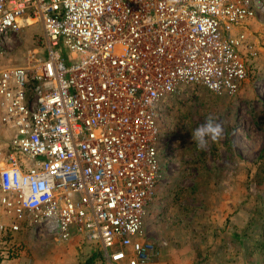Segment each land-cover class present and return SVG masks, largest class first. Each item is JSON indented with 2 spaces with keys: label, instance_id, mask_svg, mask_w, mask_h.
<instances>
[{
  "label": "built area",
  "instance_id": "2783aa9c",
  "mask_svg": "<svg viewBox=\"0 0 264 264\" xmlns=\"http://www.w3.org/2000/svg\"><path fill=\"white\" fill-rule=\"evenodd\" d=\"M263 18L264 0H0V56L28 22L44 52L0 67V264H18L23 234L152 262L164 101L180 84L234 93L257 53L244 28Z\"/></svg>",
  "mask_w": 264,
  "mask_h": 264
},
{
  "label": "rangeland",
  "instance_id": "374dc122",
  "mask_svg": "<svg viewBox=\"0 0 264 264\" xmlns=\"http://www.w3.org/2000/svg\"><path fill=\"white\" fill-rule=\"evenodd\" d=\"M244 30L257 53L234 93L180 84L179 93L164 101L163 175L142 223L157 250L149 264H264V18ZM1 40L0 67L43 56L34 24ZM209 115L224 133L201 149L192 133ZM7 133L0 126L1 141ZM19 238L24 247L19 264H77L67 242L46 234Z\"/></svg>",
  "mask_w": 264,
  "mask_h": 264
},
{
  "label": "clouds",
  "instance_id": "9594fccd",
  "mask_svg": "<svg viewBox=\"0 0 264 264\" xmlns=\"http://www.w3.org/2000/svg\"><path fill=\"white\" fill-rule=\"evenodd\" d=\"M224 133V128L221 123L217 122V118L214 115L206 117L205 122L197 127L192 133V138L197 142L198 148H205L208 140H219Z\"/></svg>",
  "mask_w": 264,
  "mask_h": 264
},
{
  "label": "crops",
  "instance_id": "0c3cea01",
  "mask_svg": "<svg viewBox=\"0 0 264 264\" xmlns=\"http://www.w3.org/2000/svg\"><path fill=\"white\" fill-rule=\"evenodd\" d=\"M66 242L68 248H72L73 251L77 253V264H80L87 256L95 252L92 245L82 240L81 237L78 235H72V237H70L69 240H67Z\"/></svg>",
  "mask_w": 264,
  "mask_h": 264
},
{
  "label": "trees",
  "instance_id": "16d2710c",
  "mask_svg": "<svg viewBox=\"0 0 264 264\" xmlns=\"http://www.w3.org/2000/svg\"><path fill=\"white\" fill-rule=\"evenodd\" d=\"M264 155V151L261 156ZM101 252L96 250L91 255L87 256L80 264H102Z\"/></svg>",
  "mask_w": 264,
  "mask_h": 264
},
{
  "label": "bare ground",
  "instance_id": "6f19581e",
  "mask_svg": "<svg viewBox=\"0 0 264 264\" xmlns=\"http://www.w3.org/2000/svg\"><path fill=\"white\" fill-rule=\"evenodd\" d=\"M30 22H28V24H29Z\"/></svg>",
  "mask_w": 264,
  "mask_h": 264
}]
</instances>
